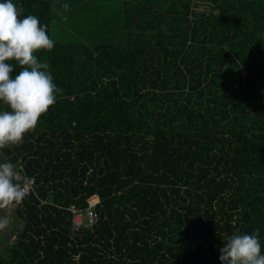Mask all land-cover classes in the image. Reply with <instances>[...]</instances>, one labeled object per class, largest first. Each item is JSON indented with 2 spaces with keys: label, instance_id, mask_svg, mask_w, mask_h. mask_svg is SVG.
<instances>
[{
  "label": "trees",
  "instance_id": "1",
  "mask_svg": "<svg viewBox=\"0 0 264 264\" xmlns=\"http://www.w3.org/2000/svg\"><path fill=\"white\" fill-rule=\"evenodd\" d=\"M14 2L51 38L52 0ZM259 3L123 0L132 43L35 53L63 94L0 150L37 183L0 264H220L229 234L257 229L264 246ZM73 206L96 223L75 230Z\"/></svg>",
  "mask_w": 264,
  "mask_h": 264
},
{
  "label": "clouds",
  "instance_id": "2",
  "mask_svg": "<svg viewBox=\"0 0 264 264\" xmlns=\"http://www.w3.org/2000/svg\"><path fill=\"white\" fill-rule=\"evenodd\" d=\"M54 46L47 25L38 16H23L22 7L14 0H0V104L8 106V110H0V150L22 144L62 96L50 65L35 54ZM17 66L21 70L13 77ZM28 179L16 164L0 160V209L17 206L25 199L24 182ZM9 223L7 215H0V230ZM262 247L259 229L251 234L231 233L223 240L220 264H264Z\"/></svg>",
  "mask_w": 264,
  "mask_h": 264
},
{
  "label": "rangeland",
  "instance_id": "3",
  "mask_svg": "<svg viewBox=\"0 0 264 264\" xmlns=\"http://www.w3.org/2000/svg\"><path fill=\"white\" fill-rule=\"evenodd\" d=\"M259 1L258 6L263 7L264 0ZM122 3L123 0H52L51 38L59 43L92 46L130 44L133 41L128 40L127 32L131 27ZM15 209L14 206L0 209V215H7L10 221L7 228L0 230V253L4 256L23 228Z\"/></svg>",
  "mask_w": 264,
  "mask_h": 264
},
{
  "label": "built area",
  "instance_id": "4",
  "mask_svg": "<svg viewBox=\"0 0 264 264\" xmlns=\"http://www.w3.org/2000/svg\"><path fill=\"white\" fill-rule=\"evenodd\" d=\"M20 169L23 170L22 167H20ZM28 178L29 179L24 182L27 196L35 193L37 187L36 178ZM69 210L74 215V229L77 231H79L85 226L92 227L97 221L96 214L93 208H89L84 211L73 206Z\"/></svg>",
  "mask_w": 264,
  "mask_h": 264
},
{
  "label": "crops",
  "instance_id": "5",
  "mask_svg": "<svg viewBox=\"0 0 264 264\" xmlns=\"http://www.w3.org/2000/svg\"><path fill=\"white\" fill-rule=\"evenodd\" d=\"M15 215H16V213H15ZM16 217H17V215H16ZM18 219V218H17ZM19 220V223H21V224H23V222L20 220V219H18ZM23 228H24V224H23ZM23 228L21 229V232L23 231ZM7 232V231H6ZM21 232L19 233V235L21 234ZM10 234V233H9ZM18 235V236H19ZM18 236H17V238H18ZM17 241V240H16ZM14 245V244H13Z\"/></svg>",
  "mask_w": 264,
  "mask_h": 264
},
{
  "label": "water",
  "instance_id": "6",
  "mask_svg": "<svg viewBox=\"0 0 264 264\" xmlns=\"http://www.w3.org/2000/svg\"><path fill=\"white\" fill-rule=\"evenodd\" d=\"M199 200V199H198ZM52 201H53V198H52Z\"/></svg>",
  "mask_w": 264,
  "mask_h": 264
}]
</instances>
